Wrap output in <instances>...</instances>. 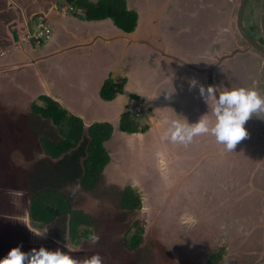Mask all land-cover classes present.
I'll list each match as a JSON object with an SVG mask.
<instances>
[{"label":"rangeland","instance_id":"374dc122","mask_svg":"<svg viewBox=\"0 0 264 264\" xmlns=\"http://www.w3.org/2000/svg\"><path fill=\"white\" fill-rule=\"evenodd\" d=\"M221 3L224 5L221 11L226 14L227 2H219L217 9L221 8ZM1 4L4 5L5 1L0 0ZM248 11L247 24L253 27L252 32H248L262 43L256 35H260L259 31L264 35V0H252ZM204 16L202 30L198 25L197 40L194 38L196 34L193 35L196 31L192 30L187 33L178 31L174 39L189 44L210 45L216 42L208 49V45L204 46L198 53H205L201 59L203 63H214V56L219 60L222 66L221 77L217 79L220 92L235 88V85L238 86L236 88H252V80L264 75L263 62L253 56L251 63L255 61L256 68L247 65L244 60L238 62L234 56L237 43L232 35L218 34V39L213 38L217 27L216 31H219L223 23H229L231 19L218 13V18ZM48 25L52 37L53 28ZM188 26L191 27V24ZM33 27L35 33L37 25ZM145 53L147 59L140 58L139 66L133 62V69L150 71L158 66L159 63L155 62L158 61V52L147 47ZM8 54H12L11 49L5 43L1 44L0 249L6 248L9 252L13 247L22 245V250L28 252L43 246L49 250L68 251L79 260L99 254L104 264H207L212 254L224 250L221 264H264V112L253 114L247 121L245 128L248 135L233 151H227L210 134L200 136V142L186 146L168 141L161 144L145 142L151 143L150 152L156 150L158 153L142 157L143 160L148 157L145 162L148 172L144 176L138 175L136 179L131 178L134 173L104 175L103 171L91 192L84 191L77 183L64 188L63 194L69 198L71 209L88 216L92 223L89 233L99 236L96 244H91L82 235L73 240L66 216L57 219L50 227L33 225L29 219V178L39 165L50 161L42 141H60L64 136L60 132L62 127L37 112V108H46L47 103L41 100L32 74L28 76L30 72L26 70L22 74L17 65L4 63ZM181 69L176 71V67H172L167 70L170 78L167 73L161 72L158 79L161 81V97L151 98V92H142L140 98L133 96L141 102L137 104L140 109L137 113L142 111L141 115L131 117L137 126L149 123L147 112L155 115L160 109L181 121L195 124L203 118L198 115L203 107L205 115L215 120L211 111L215 103L213 98L197 99V92L200 93L197 85L201 80L194 79L192 74H188L189 79L186 78L187 72ZM242 72L254 78H244V85ZM190 78L195 81L194 87ZM61 79H56L52 85L64 90L72 85L70 77ZM203 87L205 90L208 88L205 84ZM68 107L72 112L76 111ZM64 116L68 119L70 115L66 112ZM85 126L82 129L84 138L87 134ZM118 159V167L125 165L121 162H127V167L131 168L135 158L128 157L126 161ZM156 165L161 166L160 174L155 170ZM126 188H131L139 196L141 209L123 211L120 208L121 194ZM28 226L35 231H46L45 236L34 235ZM139 233L141 243L130 252L124 243H130L131 237Z\"/></svg>","mask_w":264,"mask_h":264},{"label":"crops","instance_id":"0c3cea01","mask_svg":"<svg viewBox=\"0 0 264 264\" xmlns=\"http://www.w3.org/2000/svg\"><path fill=\"white\" fill-rule=\"evenodd\" d=\"M4 1L5 4L0 6V45L5 43L12 52L10 56L8 54V57H5L4 63L17 65L21 73L27 70V73L30 72L28 76L32 74L31 77L40 90L41 100H44L43 97L51 98L65 112H68V115L80 119L83 124L90 126L92 122L108 123L111 127V134L103 145L110 162L103 170L104 175L127 172L134 173L135 176L131 178L137 179L138 175L144 176L148 172L145 170L146 159L156 154V150L150 152L151 143L145 142H157L158 144L165 142L161 139L167 127L164 121L179 118L172 117L164 109L156 111L157 117L147 112L149 123L138 125L134 132H130L121 130V116L126 112L130 117L141 115L142 111L134 115L129 112L132 102L134 105L141 103L133 96L140 98L142 92H151V98L161 97L162 92L159 91L161 81L158 79L162 73H167V77L170 78L171 74L167 70L172 67H177L176 71L182 67L180 71L187 72L186 78L188 74H192L194 79L201 80L207 86L208 82L210 83V76L217 83V74L221 66L219 60L214 56V63L203 66L201 59L205 53H198L199 50H203L204 46L208 45V49L216 42L206 45L204 43L189 44L183 41L184 47L179 49L182 50V54L171 53L170 46L174 47L173 43H177L174 37L178 31L185 33L191 30L196 31L193 35L196 34L194 38L198 39V25L202 30L205 24L201 18L203 5L207 7V16L218 18V13L224 15L226 19H232L240 0H124L126 11L136 15L134 28L131 31L120 29L108 18L88 19L85 9L73 6L66 0ZM98 1L101 0H90L93 4ZM221 1L227 2L226 14L221 11L224 8L222 3L221 8L217 9ZM251 2L252 0H247L245 4L243 23L252 31L253 27L247 24L246 15ZM215 9H217L216 13H214ZM41 22L50 24L53 32L50 40L37 44L27 36L34 34L33 25L36 24L38 28ZM189 24L191 27L188 26ZM228 26L231 32L229 35H232L237 43L238 49L235 48L234 56L238 58L245 51L240 49L243 46L238 39L239 33L235 30V25L229 22ZM12 30L17 32L18 41L13 39ZM259 33L256 39H264L263 32L259 31ZM215 36L213 38H216ZM147 47L156 52L169 51V56H161L158 52V61L155 62L159 64L150 71L133 69V62L138 63L139 66L142 61L140 58L147 59L144 56L147 54L145 53ZM173 54L189 64L195 59L197 61L193 62L192 67H185L183 63L172 59L175 58L171 56ZM162 68L164 70H161ZM68 77L72 85L67 86L65 90L52 85L56 79L66 80ZM120 79L125 80L123 92L111 101L103 100L100 97L103 83L106 80L117 82ZM217 87H219L218 84ZM64 100L67 102L65 103ZM68 106L76 111L72 112ZM146 156L148 157L144 161L142 157ZM128 157L135 158L133 164L130 165L131 168L127 167V162H121L125 165L118 167V158L126 161ZM154 167L160 174L161 166Z\"/></svg>","mask_w":264,"mask_h":264},{"label":"trees","instance_id":"16d2710c","mask_svg":"<svg viewBox=\"0 0 264 264\" xmlns=\"http://www.w3.org/2000/svg\"><path fill=\"white\" fill-rule=\"evenodd\" d=\"M66 1L73 6L85 9L88 19L104 17L111 19L124 31H131L134 28L136 15L126 11L124 0H101L95 4L90 0ZM124 83V79L117 82L106 80L100 89V97L105 101L113 100L116 95L123 92ZM43 99L47 107L37 108V112L44 119H51L56 125L62 127L60 132L64 137L60 141L50 139L42 141L50 161L45 162V165H39L29 178L28 182L31 185L28 188L31 197L29 219L33 225L50 227L57 219L66 216L72 239L76 240L79 235L87 238L90 235L91 220L81 212L71 209L69 198L63 194V189L77 183L86 192L94 190L100 175L110 162L103 144L111 134V127L108 123H94L86 128L87 134L84 138L82 135L84 125L80 119L74 116H69L67 119L64 116L66 112L60 109L57 102L48 97ZM127 122L129 126H125ZM134 124L129 113L121 116V130L134 132L137 129V125ZM119 205L123 211L142 208L141 199L131 188L123 190ZM140 243L139 233L133 235L130 243L125 242L124 246L131 252L136 250ZM7 251L6 248L0 249V259L8 254ZM223 255L224 250L212 254L207 264H221Z\"/></svg>","mask_w":264,"mask_h":264},{"label":"clouds","instance_id":"9594fccd","mask_svg":"<svg viewBox=\"0 0 264 264\" xmlns=\"http://www.w3.org/2000/svg\"><path fill=\"white\" fill-rule=\"evenodd\" d=\"M192 86H195L193 81ZM201 96L209 100L214 98L212 114L215 120L209 119L207 115L199 120L198 123L189 124L186 120L180 119L165 120L167 125L161 139L171 141L176 144L188 145L193 142L195 137L212 135L218 144L224 145L227 151H233L236 145L246 138L248 132L245 128L246 122L253 114L264 112V96L252 88H231L217 96L215 88L209 87L207 90L200 87ZM29 227V226H28ZM34 235L44 237L46 231H35L29 227ZM91 244L99 241V236L95 233L87 237ZM22 245L10 249L8 254L0 259V264H104L103 258L95 254L90 258L79 260L69 254L68 251L61 249L49 250L43 246L39 249L32 248L25 252Z\"/></svg>","mask_w":264,"mask_h":264},{"label":"flooded vegetation","instance_id":"af4514ba","mask_svg":"<svg viewBox=\"0 0 264 264\" xmlns=\"http://www.w3.org/2000/svg\"><path fill=\"white\" fill-rule=\"evenodd\" d=\"M238 4H239V2H238ZM206 6H202V10H201V12H202V15H201V18H202V22H204V19H205V14H206ZM237 16H238V5H237V10H236V12H235V14H234V16L232 17V19L231 18H229V19H231V22H232V24H233V26L235 25V27H236V19H237ZM242 20H243V16H242ZM213 24V23H212ZM223 28H220V30L219 31H216V30H218V27H217V29L214 31V33H215V37L217 38V35L218 34H222V35H224V34H230L231 32H230V28H229V23H223ZM244 25V24H243ZM244 29H245V34L250 38V40H252L253 42H255L256 44H258L262 49H264V39H260V40H262V43H259V42H257L255 39H254V36L252 35H250L249 34V32H248V30L250 31V32H252L251 30H250V27H245L244 26ZM177 36H178V34H177ZM238 38H239V41H240V44L243 46L242 48H240L241 50H243V51H245V53L243 54V55H240V56H238V58H235L238 62L240 61V60H244L245 61V63L247 62V65H254V67L256 68L257 66H256V64H255V61L253 62V63H251L252 62V60H251V56H253V58H257L258 59V61H261V62H263V65H264V54L263 53H261L260 51H258L257 49H255V48H253V47H250L249 45H248V43L246 42V40L242 37V36H240V35H238ZM218 39V38H217ZM176 40H177V43H173L174 44V47L173 46H170L171 47V50L172 51H170L171 53H175V54H182L183 52H182V50L180 51L179 49L181 48V47H184V44H183V40H178V38H176L174 41L176 42ZM218 42H220V41H218ZM217 42V43H218ZM176 45H177V48H176ZM182 49V48H181ZM169 52V51H168ZM252 52V53H251ZM245 57V58H244ZM243 58V59H242ZM260 63V62H259ZM207 64H209V63H207V62H205L204 64H202L203 66H206ZM254 67H252V68H254ZM177 68V67H176ZM221 68H222V66H220L219 67V70H218V74H217V79L219 78V73H220V71H221ZM234 68H235V66H234ZM249 68H251V67H249ZM263 68H264V66H263ZM242 70H245V69H243L242 68ZM242 74H243V77H242V84H244L245 85V81H246V79H244V78H248V79H252V78H254V77H250V75H244L245 74V72H242ZM181 80L184 82V77H182L181 78ZM186 82H187V80H186ZM203 82L201 81L198 85H197V87H201V86H203ZM169 85H170V83H169ZM206 85V84H205ZM207 86V85H206ZM247 86H248V84H247ZM251 87H253V86H255V88H258V92L260 93V95L261 96H264V75H259V76H256L253 80H252V84L250 85ZM236 87H238V86H236L235 85V88ZM171 88H172V86H171ZM220 90H221V88H219ZM226 91V90H225ZM222 92H223V90H222ZM199 97H203V96H201V93H199V92H197V95H196V98L198 99ZM213 103H214V100H213ZM196 110H197V107H196ZM202 113L201 112H199L198 113V115L200 116V117H204L205 116V113H204V110H206L205 108H203L202 107ZM207 114V113H206ZM263 115V114H262ZM246 124H247V122H246ZM245 124V125H246ZM260 128H262V127H260ZM200 136H198V137H195L194 138V140H193V142H200ZM156 153H158L157 151H155ZM187 152H189L190 153V150H188ZM202 153H200L199 155H201ZM198 155V156H199Z\"/></svg>","mask_w":264,"mask_h":264},{"label":"water","instance_id":"95a60500","mask_svg":"<svg viewBox=\"0 0 264 264\" xmlns=\"http://www.w3.org/2000/svg\"><path fill=\"white\" fill-rule=\"evenodd\" d=\"M246 2H247V0H240L239 1V4H238V16H237V19H236L235 30L239 33L240 36H242L246 40V42L248 43V45L250 47H253V48L257 49L258 51H260L261 53L264 54V49H262L258 44H256L252 40H250V38L245 34V29H244V25H243L244 23H243V20H242V16H243V10H244ZM12 35H13V39L15 41L19 40V36H18V34H17V32L15 30H12ZM158 52L161 54V56H164V55L169 56L167 51H158ZM171 56L175 57L176 55L173 54ZM172 59H174L176 62L179 61V63H183V65L185 67H192L193 64H194L193 62L190 63V64L186 63V61H183V60H181L180 58H177V57L172 58ZM209 87L215 88L217 96L219 95V93H222V91L220 92L219 87H217V83L214 80L211 79V76H210V83L208 82V88ZM213 100H214V98H213ZM214 102H215V100H214Z\"/></svg>","mask_w":264,"mask_h":264},{"label":"built area","instance_id":"2783aa9c","mask_svg":"<svg viewBox=\"0 0 264 264\" xmlns=\"http://www.w3.org/2000/svg\"><path fill=\"white\" fill-rule=\"evenodd\" d=\"M51 37V27L46 22H41L38 25L37 31L32 34L28 35L27 38L33 39L37 44H40L43 41L50 40ZM140 109L137 106V103L134 105L133 102L129 106V112L131 114H138L137 111Z\"/></svg>","mask_w":264,"mask_h":264}]
</instances>
